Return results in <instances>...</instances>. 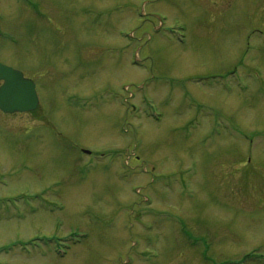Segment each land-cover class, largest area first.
<instances>
[{"label": "rangeland", "instance_id": "374dc122", "mask_svg": "<svg viewBox=\"0 0 264 264\" xmlns=\"http://www.w3.org/2000/svg\"><path fill=\"white\" fill-rule=\"evenodd\" d=\"M0 63V264H264V0H0Z\"/></svg>", "mask_w": 264, "mask_h": 264}, {"label": "water", "instance_id": "95a60500", "mask_svg": "<svg viewBox=\"0 0 264 264\" xmlns=\"http://www.w3.org/2000/svg\"><path fill=\"white\" fill-rule=\"evenodd\" d=\"M0 109L5 113L32 112L39 106L35 83L23 73L0 63Z\"/></svg>", "mask_w": 264, "mask_h": 264}, {"label": "bare ground", "instance_id": "6f19581e", "mask_svg": "<svg viewBox=\"0 0 264 264\" xmlns=\"http://www.w3.org/2000/svg\"><path fill=\"white\" fill-rule=\"evenodd\" d=\"M38 108H39V106H38ZM27 113V112H26Z\"/></svg>", "mask_w": 264, "mask_h": 264}, {"label": "flooded vegetation", "instance_id": "af4514ba", "mask_svg": "<svg viewBox=\"0 0 264 264\" xmlns=\"http://www.w3.org/2000/svg\"><path fill=\"white\" fill-rule=\"evenodd\" d=\"M0 85H1V83H0Z\"/></svg>", "mask_w": 264, "mask_h": 264}]
</instances>
